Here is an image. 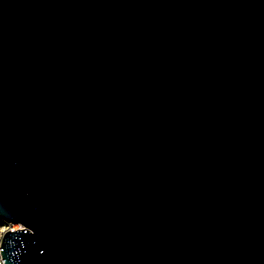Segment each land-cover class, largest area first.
<instances>
[{
	"label": "water",
	"instance_id": "obj_1",
	"mask_svg": "<svg viewBox=\"0 0 264 264\" xmlns=\"http://www.w3.org/2000/svg\"><path fill=\"white\" fill-rule=\"evenodd\" d=\"M5 264H264V0H0Z\"/></svg>",
	"mask_w": 264,
	"mask_h": 264
},
{
	"label": "built area",
	"instance_id": "obj_2",
	"mask_svg": "<svg viewBox=\"0 0 264 264\" xmlns=\"http://www.w3.org/2000/svg\"><path fill=\"white\" fill-rule=\"evenodd\" d=\"M6 225H5V228L3 229V230H1V232H0V243H1V239H2V236H3V234L6 232V231H14V230H17V229H15L14 228V225H12V224H7V223H5ZM21 226H19L18 225V229L20 228ZM0 264H5L4 263V261H3V258H2V256H1V252H0Z\"/></svg>",
	"mask_w": 264,
	"mask_h": 264
},
{
	"label": "rangeland",
	"instance_id": "obj_3",
	"mask_svg": "<svg viewBox=\"0 0 264 264\" xmlns=\"http://www.w3.org/2000/svg\"><path fill=\"white\" fill-rule=\"evenodd\" d=\"M5 223L0 219V232L5 228ZM15 229H18V225H14Z\"/></svg>",
	"mask_w": 264,
	"mask_h": 264
}]
</instances>
